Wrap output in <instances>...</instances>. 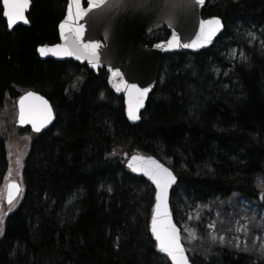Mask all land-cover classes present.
<instances>
[{"label":"trees","instance_id":"obj_1","mask_svg":"<svg viewBox=\"0 0 264 264\" xmlns=\"http://www.w3.org/2000/svg\"><path fill=\"white\" fill-rule=\"evenodd\" d=\"M65 2L32 0L30 26L9 31L0 1V185L9 167L5 107L15 108L20 93L34 88L56 114L50 128L34 135L24 160V193L5 218L0 264H170L150 233L155 189L125 166L126 158L152 154L172 168L177 185L170 206L181 229L187 202L235 193L259 206L264 0H209L203 14L221 17L224 34L209 49L167 56L138 124L128 122L103 74L73 79L78 63L39 57L38 45L58 39ZM240 24L256 27L261 43L243 44L246 60L233 61L227 52L240 45L233 35ZM257 230L252 227L250 244ZM250 249L225 242L188 254L192 264H264Z\"/></svg>","mask_w":264,"mask_h":264},{"label":"water","instance_id":"obj_2","mask_svg":"<svg viewBox=\"0 0 264 264\" xmlns=\"http://www.w3.org/2000/svg\"><path fill=\"white\" fill-rule=\"evenodd\" d=\"M2 17L6 21L7 29L12 31L17 25L29 26L28 13L32 6L29 0L28 7L24 11L25 19L14 21L9 24L8 17L5 16L3 0ZM67 7L64 17L58 24V42L54 44H44L37 47V53L41 59L51 58L57 61L72 60L79 64H87L90 68L97 70L105 67L109 71L108 84L114 94L122 96L124 101L125 117L131 124H138L141 121V114L146 110L147 101L158 82V74L161 60L164 54L174 52H191L198 53L202 50L209 49L221 33L224 31V24L220 17L209 16L202 18L201 13L207 0L199 3L198 0H67ZM87 2V6H83V2ZM218 18L222 27L215 35L211 36L207 42L203 39V35L207 33L209 25L207 22ZM61 25H64L62 28ZM83 27V33L79 39L83 43L90 41H98L99 60L80 52L74 55H67V52L73 51L71 42L76 37L77 26ZM166 26L171 34L168 39L155 43L152 47L143 44V37L151 34ZM173 35L178 38L179 47H173ZM195 43L196 47H191ZM43 49V51H41ZM119 70V73L116 70ZM128 85L136 84L138 88H148V92L144 95L142 104L136 109L139 119L133 120L129 116V95L126 89ZM32 92L35 96L27 97V93ZM43 97L47 101L52 111L51 119L43 126L39 122H34L29 115L30 108L40 106L42 102L36 97ZM21 97L24 100V119L21 122ZM17 124L20 126H30L35 132H43L48 129L55 119L53 105L50 100L37 90L30 89L22 94L17 100ZM39 129V130H37ZM137 156L138 159L133 162L132 157ZM148 158L156 161L159 165L167 168L175 176V181L167 190V211L168 216H157L156 209V192L158 191L155 181L148 175L147 171H137L138 166L145 168L155 167L150 164ZM126 167L134 174L144 177L155 187V203L152 209L150 220V231L156 241L158 252L165 256L171 264H175L170 254L165 253L159 247V241L156 239L155 233L152 232L153 217L157 216V220L167 219L174 224L178 230L179 242L184 250V255L188 264H192L184 244L181 240V232L179 226L175 223L170 208L171 189L177 184V177L173 170L160 161L154 155H145L140 152H134L125 162ZM15 185V187H12ZM23 193L22 184L19 181H10L7 185L6 203H11L20 194ZM11 194V200L9 196ZM259 201L264 206V192L259 195ZM164 208L160 209L163 213ZM159 227V224H158Z\"/></svg>","mask_w":264,"mask_h":264},{"label":"rangeland","instance_id":"obj_3","mask_svg":"<svg viewBox=\"0 0 264 264\" xmlns=\"http://www.w3.org/2000/svg\"><path fill=\"white\" fill-rule=\"evenodd\" d=\"M233 35L240 42V45L229 47L227 52L233 61L246 60L247 55L242 46L243 44L261 43L259 33L253 25L243 24L240 28L234 30ZM224 71V69L218 68L216 75L224 78L227 75V73L224 74ZM13 106V103H10L2 112V133L6 140L10 162L9 170L4 177V180L7 181L19 178L22 180V168L32 140V135L29 131H20L19 127L16 126V107L14 108ZM258 186L260 190H264V176L259 177ZM4 191L5 188L0 189V236L4 232L6 216L20 202V200H16L6 204ZM182 210L186 216V220L182 224L183 239L189 251L199 247L212 246V244L216 243L224 244L228 242L232 247L248 248L252 246L253 249L250 250H252L253 255L264 258L263 207L258 206L254 202L244 200L234 193L229 198H215L206 203L187 202L182 206ZM256 223L261 225L256 226ZM240 225L245 226V228H241V234L237 232V228ZM227 226L228 230H225ZM253 226L257 227L258 230L253 234L252 244H250L249 232H251ZM219 233H227V237L217 236ZM257 233H259L258 240L256 239ZM236 235H238L239 239H236Z\"/></svg>","mask_w":264,"mask_h":264},{"label":"snow or ice","instance_id":"obj_4","mask_svg":"<svg viewBox=\"0 0 264 264\" xmlns=\"http://www.w3.org/2000/svg\"><path fill=\"white\" fill-rule=\"evenodd\" d=\"M199 3H202L203 0H198ZM29 0H3V5L5 9V16L8 17L9 24L11 25L14 21L24 20V11L28 7ZM79 3V0H77ZM90 6H96L91 3ZM211 27H209L206 34L203 35V39L207 42L210 40L211 36L215 35L216 32L222 27L218 18L207 22ZM63 28L64 25H61ZM83 33V27L78 25L76 31V37L71 42V48L73 51L67 52V55H74L76 52H80L81 55L87 54L92 58L99 60L98 48L100 47L98 41H90L88 43H83L79 37ZM173 41L175 42L172 46L179 47L178 38L173 35ZM197 45L193 43L191 47H196ZM43 51V49H41ZM119 73V70H116ZM126 89L128 90L129 95V116L133 120L139 119V116L136 114V109L139 108L142 104L144 95L148 92V88H138L136 84L128 85L126 83ZM103 95V94H101ZM35 96L34 93H27V97ZM26 97H21V122L24 119V100ZM40 100L42 104L40 106H34L30 108L29 115L32 116L34 122H39L40 126H43L44 123H47L51 119L52 111L50 106L47 104V101L43 100V97H36ZM39 130V129H37ZM138 159H143L141 157L133 156L132 161L135 162ZM150 164L155 165V167L145 168L143 166H138L137 171H147L148 175L155 181L158 191L156 192V209L157 216L163 215L164 217L168 216L167 211V190L169 186L175 181V176L172 175L171 171L167 168H164L162 165H159L152 158H148ZM12 187H15L13 185ZM11 200V194L9 196ZM164 208L163 213L160 212V209ZM157 216L153 217L152 221V232L155 233L156 239L159 241V247L165 253L170 254L172 260L175 261V264H188L187 259L184 255V250L179 242L178 230L174 224H172L167 219L157 220ZM159 224V227H158ZM240 228H245V226L240 225Z\"/></svg>","mask_w":264,"mask_h":264},{"label":"flooded vegetation","instance_id":"obj_5","mask_svg":"<svg viewBox=\"0 0 264 264\" xmlns=\"http://www.w3.org/2000/svg\"><path fill=\"white\" fill-rule=\"evenodd\" d=\"M84 5H87V3L86 2H84L83 3ZM66 5H67V0H66V3H65V7H64V12H63V15H64V13H65V9H66ZM209 16V15H208ZM63 17V16H62ZM204 17V16H203ZM206 17V16H205ZM59 23V22H58ZM58 25V24H57ZM162 34H163V37L161 38L162 40H164V39H167L168 38V36H169V34H170V31L166 28V27H163V29L160 31ZM156 34L157 33H152V34H150V35H146L145 37H144V43H145V45H147V46H152L154 43H156L157 42V38H158V36H156ZM56 42H58V39L56 40V41H54V42H52V43H56ZM45 44V43H44ZM51 44V43H50ZM67 62H70V61H67ZM76 63V62H75ZM67 64H69V63H67ZM78 72V74H76V76L75 77H73V79L74 78H78L79 80H82L83 79V74H85L86 75V73H89V72H92V73H94L95 75H99V74H103L104 75V77H105V82H106V85H107V88H108V82H107V78H108V72L106 71V69L105 68H99L97 71H95L94 69H91V68H89V66L87 65V64H83V65H81L80 64V68L78 69V71H76V73ZM79 72H81V73H79ZM83 73V74H82Z\"/></svg>","mask_w":264,"mask_h":264},{"label":"bare ground","instance_id":"obj_6","mask_svg":"<svg viewBox=\"0 0 264 264\" xmlns=\"http://www.w3.org/2000/svg\"><path fill=\"white\" fill-rule=\"evenodd\" d=\"M65 11H66V9H65ZM64 14H65V13H64ZM62 16L64 17V15H63V14H62ZM62 16H61V18H63Z\"/></svg>","mask_w":264,"mask_h":264}]
</instances>
